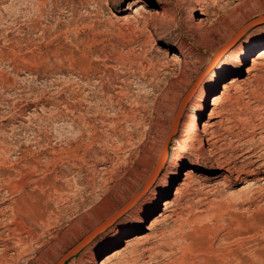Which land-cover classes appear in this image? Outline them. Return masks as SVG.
<instances>
[{
    "label": "rangeland",
    "instance_id": "rangeland-1",
    "mask_svg": "<svg viewBox=\"0 0 264 264\" xmlns=\"http://www.w3.org/2000/svg\"><path fill=\"white\" fill-rule=\"evenodd\" d=\"M262 15L264 0H0V264H264V21L224 47ZM199 77L152 182L92 234L151 175Z\"/></svg>",
    "mask_w": 264,
    "mask_h": 264
},
{
    "label": "bare ground",
    "instance_id": "bare-ground-1",
    "mask_svg": "<svg viewBox=\"0 0 264 264\" xmlns=\"http://www.w3.org/2000/svg\"><path fill=\"white\" fill-rule=\"evenodd\" d=\"M200 12L199 13H197L196 15H201L202 13H201V10H199ZM202 16H204V19H198V24H197V26L198 27H202L203 25H204V20H206V18L208 17V14H203ZM210 16V15H209ZM208 21V20H207ZM245 27H242L237 33H236V35L224 46V47H226V46H228V45H230L232 42H233V40L238 36V34L244 29ZM218 55V54H217ZM216 55V56H217ZM214 59H215V57H213L212 58V62L214 61ZM211 62V63H212ZM210 63V64H211ZM209 64V65H210ZM208 65V66H209ZM208 66L206 67V68H208ZM205 68V69H206ZM201 76V75H200ZM200 78L201 77H199L197 80H196V82L192 85V87L187 91V93L183 96V98H182V100H181V102H180V104H179V109H178V112L176 113V115H175V117L173 118V120L171 121V124H170V130H169V133H168V135L169 134H171L172 132H173V130L175 129V127H176V124H177V120H178V118H179V116H180V113H181V111H182V106H183V103H184V101L187 99V97L189 98V96L191 95V93H192V91L194 90V88L196 87V85L198 84V82H199V80H200ZM203 101H205V98L203 99ZM221 118V117H220ZM219 117H218V115H216V113L213 111L212 112V114H210V116H209V118H208V120L205 122V123H203L202 124V127H201V129H200V135L198 136V138H197V141L198 142H196V143H202V140H203V143H204V148L202 149L201 148V152L200 153H205L207 156H209L208 158H210V148H212V147H214V143L216 142V135H218V134H216L215 133V130H214V127L219 123ZM222 123V122H221ZM220 124V123H219ZM195 128V126H194V122L191 120V119H188V121L184 124V130H185V132H188L190 129H192V128ZM217 128V127H216ZM223 130V129H222ZM218 131V130H217ZM228 131V130H227ZM193 133V132H192ZM196 134V133H195ZM199 134V133H198ZM216 134V135H215ZM192 135V134H191ZM168 137V136H167ZM167 137H166V139H165V142H166V140H167ZM218 138H217V140L220 138V136H217ZM222 138H224V137H222ZM193 139V138H192ZM196 139V138H195ZM194 139V140H195ZM165 142H164V144H165ZM193 142V141H192ZM219 143V142H218ZM216 144V143H215ZM217 146V145H216ZM218 147V146H217ZM163 148H164V145H163ZM163 148H162V151H161V153H160V156H159V158H158V161H157V163H156V165L154 166V168H153V170H152V172L155 170V168L157 167V164H158V162H159V160H160V158H161V156H162V152H163ZM216 148V147H215ZM230 148H231V146H230ZM233 148V147H232ZM237 148V147H236ZM251 148V147H250ZM202 150H203V152H202ZM204 150L206 151V152H204ZM218 150V149H217ZM221 150V149H220ZM219 150V151H220ZM213 151H216V150H213ZM246 153V152H245ZM213 154V153H212ZM218 154V153H217ZM216 154V155H217ZM251 154V153H250ZM253 154V153H252ZM215 155V154H214ZM223 155V154H222ZM254 155V154H253ZM217 157V156H216ZM219 157H221V156H219ZM250 157H253L252 155H249V156H246L245 158L247 159V160H249V158ZM257 157V156H256ZM258 158H260V157H258ZM258 158H256V160L258 159ZM220 159V158H219ZM218 159V160H219ZM244 159V158H243ZM211 160H212V158H211ZM213 160H214V157H213ZM212 160V161H213ZM215 160L217 161V159L215 158ZM256 160H253V161H249V164H252L253 162H255ZM220 161H221V159H220ZM219 161V162H220ZM259 161V160H258ZM214 163H215V161H214ZM260 166L261 167H264V165L262 164H260ZM259 166V167H260ZM235 167V166H234ZM253 167V166H252ZM251 167V168H252ZM260 167V168H261ZM236 168V167H235ZM235 168H234V170H233V168H232V166L230 167L229 166V164L227 165V164H223V163H219V164H217V163H215V169L217 170V171H222V173L221 174H217V176H220L221 177V179H224V180H226V179H231L233 182H240V181H243V182H245L244 180L246 179V176L247 175H244L245 174V170H244V173L242 174L241 173V171H239L238 170V168L236 169V171H235ZM245 169V168H244ZM232 170L233 171H235L234 173H233V175H232ZM242 170V169H241ZM255 170H257L256 168H255ZM247 171V170H246ZM253 170H251V171H249V172H247V174H249V175H251V174H253V172H252ZM262 172H264V169L263 170H261ZM152 172H151V174H152ZM243 172V171H242ZM256 172V171H255ZM150 177V176H149ZM148 177V178H149ZM259 181L261 180V181H263V183H264V176H260L259 177V179H258ZM147 181V180H146ZM146 181H145V183H146ZM228 181V180H227ZM144 183V184H145ZM143 184V185H144ZM249 184H250V182H249ZM248 184V185H249ZM253 184V183H252ZM143 185L139 188V189H141L142 187H143ZM139 189L137 190V192L139 191ZM136 192V193H137ZM136 193L126 202V203H128L135 195H136ZM125 203V204H126ZM124 204V205H125ZM123 205V206H124ZM122 206V207H123ZM121 207V208H122ZM120 208V209H121ZM119 209V210H120ZM118 210V211H119ZM172 213V212H171ZM115 214V213H114ZM111 215L108 219H106L105 221H103L101 224H99L97 227H95L92 231H91V233L93 232V231H95V230H97V229H99V228H102V226L104 225V224H106V223H108L110 220H111V218H113L115 215ZM169 215V214H168ZM171 215V214H170ZM169 215V216H170ZM167 216V215H166ZM91 233H89V234H91ZM89 234H87L86 236H84L80 241H82V240H84ZM79 241V242H80ZM79 242H77L76 244H78ZM73 248V247H72ZM70 250V249H69ZM148 251V250H147ZM68 252V251H67ZM149 254H150V252H148ZM149 257H150V255H149ZM59 262H57V264H58ZM100 264H110L109 262H107V261H103L102 263H100Z\"/></svg>",
    "mask_w": 264,
    "mask_h": 264
},
{
    "label": "water",
    "instance_id": "water-1",
    "mask_svg": "<svg viewBox=\"0 0 264 264\" xmlns=\"http://www.w3.org/2000/svg\"><path fill=\"white\" fill-rule=\"evenodd\" d=\"M261 21H264V15H262V17H258V18H256V19H254V20H252V21H250V22H248L247 24H245V25H247L246 26V28H244L242 31H241V33L239 34V36L246 30V29H248L249 27H251V26H253V25H255V24H257V23H259V22H261ZM238 36V37H239ZM189 98L187 97V99L184 101V103H183V106L185 105V103L187 102V100H188ZM183 106H182V108H183ZM173 132H174V130H173ZM173 132L171 133V134H169L168 135V137H167V140H166V142H165V144H164V148H163V152H162V156H161V158H160V160H159V162H158V164H157V167L155 168V170L152 172V174L150 175V177L147 179V181H146V183L143 185V187L141 188V189H139V191L136 193V195L128 202V203H126L119 211H117L114 215L115 216H117L120 212H122L124 209H126L127 207H129L130 205H131V203L142 193V192H144L145 191V189L149 186V184L152 182V180H153V178H154V176L156 175V173H157V170H158V168L160 167V165H161V163H162V161H163V159H164V156H165V147H166V143H167V141H168V139H169V137L173 134ZM114 216V217H115ZM113 217V218H114ZM112 219V218H111ZM93 234V233H92ZM92 234H89L84 240H82V241H80L78 244H76L73 248H71L70 250H68V252L62 257V259H65L67 256H70V255H72L77 249H79L83 244H85L87 241H88V239L91 237V235Z\"/></svg>",
    "mask_w": 264,
    "mask_h": 264
}]
</instances>
